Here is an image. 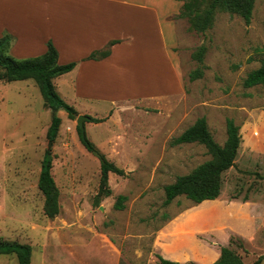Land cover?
Segmentation results:
<instances>
[{"label":"rangeland","instance_id":"rangeland-1","mask_svg":"<svg viewBox=\"0 0 264 264\" xmlns=\"http://www.w3.org/2000/svg\"><path fill=\"white\" fill-rule=\"evenodd\" d=\"M173 20L180 88L99 112L78 108L77 118H105L85 121L86 133L126 171L110 173L109 196L100 192V160L82 144L77 118L59 110L62 124L49 148L52 111L35 80L0 81V240L30 244V264H159L157 254L182 264H211L232 235L244 264L264 255V86H244L264 59V0H255L250 24L220 9L206 32L187 18ZM201 45L207 46L203 62L195 57ZM197 68L204 74L192 80ZM64 90L58 87L74 105ZM202 116L221 145L228 118L241 126L236 164L223 173L219 198L196 204L180 195L165 205V186L212 158L204 144L172 143ZM47 149L60 189L54 218L44 213L38 186ZM120 194L127 196L124 209L114 206ZM0 264L20 263L16 254H1Z\"/></svg>","mask_w":264,"mask_h":264},{"label":"crops","instance_id":"crops-1","mask_svg":"<svg viewBox=\"0 0 264 264\" xmlns=\"http://www.w3.org/2000/svg\"><path fill=\"white\" fill-rule=\"evenodd\" d=\"M181 5L179 0H0V36L15 37L10 54L17 58L44 54L51 40L59 63L78 62L54 78L57 91H69L77 111L89 106L99 112L180 88L173 17ZM114 40L108 56L86 59Z\"/></svg>","mask_w":264,"mask_h":264},{"label":"trees","instance_id":"trees-1","mask_svg":"<svg viewBox=\"0 0 264 264\" xmlns=\"http://www.w3.org/2000/svg\"><path fill=\"white\" fill-rule=\"evenodd\" d=\"M182 5L180 12L175 18H187L193 28L198 31L206 32L213 24L216 11L218 9L229 11L240 15L246 24L252 21L255 0H211L207 7H202L204 0H180ZM15 37L11 34L0 36V81H16L33 79L39 86L45 103L52 111V119L47 131V137L50 141H55L59 135L62 118L58 114L59 110L67 111L69 118L76 119L77 109L63 99L54 84V78L65 74L75 68L77 61L61 64L59 63V51L50 40L48 41L47 51L39 56L17 58L10 54L11 46ZM117 41H111L107 47L93 51L86 59H102L111 52L110 46ZM207 51L206 45H201L195 57L203 62ZM203 69L197 68L190 73L192 80L203 76ZM264 86V59L260 66L251 70L244 79L245 87ZM89 116L92 122H102L105 118ZM241 126L233 118L227 119V139L224 145L219 144L209 130L208 122L205 116L197 118L195 123L184 130L179 136L172 140L173 144L198 142L204 144L212 155V158L201 163L191 172L179 175L176 180L165 186L166 198L164 204H170L176 197L185 195L196 204L205 200H215L219 198L223 188V173L229 168L235 166L236 158L241 144ZM80 139L85 148L91 152L98 151L101 170L100 192L106 196L111 195L109 175L116 173L125 175L126 171L111 161L103 152H101L86 133L82 135L81 128L77 125ZM53 155L50 149H47L39 174L38 186L44 195V213L49 218L56 217L60 212V189L52 173ZM237 197V196H235ZM126 195L120 194L114 204L116 209H124ZM245 201L248 197L243 198ZM238 237L232 235L229 245H223L220 249L219 257L211 264H244L242 255L233 248V244ZM243 246V243H240ZM16 254L20 264H30L32 257V246L20 242H10L0 240V255ZM160 260L159 264H182L179 261L168 259L161 254H157ZM264 255L260 256L253 264H261ZM193 264V263H191Z\"/></svg>","mask_w":264,"mask_h":264},{"label":"water","instance_id":"water-1","mask_svg":"<svg viewBox=\"0 0 264 264\" xmlns=\"http://www.w3.org/2000/svg\"><path fill=\"white\" fill-rule=\"evenodd\" d=\"M88 120H89V116L83 115V114H80L77 118V124L81 128V132L83 136L86 135L85 121H88ZM51 145H52V141H50L49 143V148L51 147ZM93 153H95L96 155L98 154L97 151H93Z\"/></svg>","mask_w":264,"mask_h":264}]
</instances>
